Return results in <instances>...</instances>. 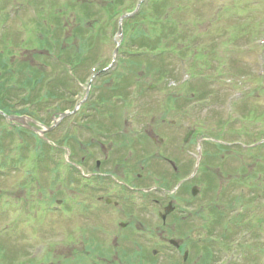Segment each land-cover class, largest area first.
<instances>
[{
	"label": "rangeland",
	"instance_id": "rangeland-1",
	"mask_svg": "<svg viewBox=\"0 0 264 264\" xmlns=\"http://www.w3.org/2000/svg\"><path fill=\"white\" fill-rule=\"evenodd\" d=\"M9 1L10 0H7L8 3H6L4 0H0V9H1L0 10V36H1L0 52H5L7 48H10L5 58L6 60L8 59L9 61L8 66L9 67L12 66V69L10 71H8L7 69L1 70L0 77L1 76L3 77V75L11 76L12 74H15L17 76L14 82H7L6 83L7 86H13L17 84L18 77L20 76L21 73H23V78H26L30 81L43 80L47 75L52 73V70L55 67L53 64H56L53 62V59H51V56H49V53L47 51L39 52V49L42 47L41 42L44 41V39L42 38L41 31L45 22H42V26L38 24H37L38 26L37 25L35 26V24L32 23L34 19L31 16V12L27 8L21 7V5L31 7L33 3L35 4L34 0H11V2L16 1L15 5L14 4L10 5L11 2L9 3ZM43 1H44V5L41 7V9L47 10L48 9L47 1L45 0ZM54 1H56V5L60 7L61 3L64 0L61 1L54 0ZM112 1L115 4L117 0H78L81 9L86 7V5L94 7V4L96 5L97 3H99L101 7H106L110 3H112ZM230 1L231 0H198L197 3L194 4L189 10L184 12L183 14L184 19L186 18L188 19V17L191 14H196L201 18L202 21H204L203 16H205V17L214 18V22L209 24L197 25V28L193 30V33L187 28V26H186V31L184 33V26L179 25L178 26L179 33L182 35L184 34V39L198 40L194 43L197 44L196 46L203 44L208 47L214 46L216 48L223 41V39L226 38V36L230 35V33L252 31V28L249 27H251L253 23H255L256 20L258 19L259 14L257 12L262 13V8L260 7L257 8V6L264 7V0H246L242 4V5H246V7L241 8V13L234 12L236 8L231 7V11L226 14L223 11H225V9L230 6L229 3ZM192 8L194 10L193 12H191ZM103 10L104 9H99L97 13L94 15L93 12L90 11L92 16H87L83 14L82 10L77 9L76 11L70 13L69 15H64V16L59 15L58 16L59 18H56L51 21L52 26L49 27V30L52 32L53 37L57 38L60 36L59 34L61 32L59 29L65 27L69 28L71 38L65 45H63L64 51L58 55L60 57H65L64 60L70 62L71 64L79 63V67H80V69L78 70L79 74L85 66H88V64H90L100 56H103V58H105L106 60L113 59L112 57L116 47L115 45L116 41L110 43L107 40V30L111 28L110 19L107 21L106 15L105 13H103ZM218 11L223 12V14H220L219 18L218 16L217 17L215 16ZM59 12L60 10L55 11L56 14H59ZM33 15L35 18L39 20H41L42 18V15L39 11L37 13L33 12ZM85 17H86L85 22L79 24ZM3 20L6 21V24L3 22ZM12 26H14L13 29H8L11 28ZM38 27L40 28V30L37 29ZM54 28H59V29L54 31ZM26 30H29L31 32V37L28 40H26V42L28 41L26 44L22 45L20 39L11 40V38H17L19 35L22 38L25 37ZM90 30H93L95 32V35L91 39L86 37L87 32ZM194 33L198 34L196 38L193 37ZM260 33L257 40L258 42L259 39H261V37L262 39L264 38V28ZM103 34L105 36V39L103 37ZM241 37L242 36L240 35L239 41L235 42L236 43L235 47L238 50L235 51L234 47L231 48L232 51L230 49H225V50L231 61H233V73L236 74L235 76H239L238 79H240L244 83H247L248 86H250L251 82L248 80L247 75L253 73V77H256L257 73H259L260 71V68L264 67V56L257 49H250L248 47L251 44V43L248 44V41L250 40V36L242 37V38ZM114 39L116 40L117 38L115 37ZM11 44H14V46H11ZM49 50L52 49L50 48ZM34 51H38V52L36 53ZM164 70L168 71L169 74L174 72L171 75H169L166 80H162L164 82H161L160 79L157 80V77H154V79L156 80L155 81L151 77H147L146 75H140V74L133 77V80H139L141 81L142 85L145 84L144 85L145 91L138 102L140 106L143 107V111L142 109H139L138 111V115L143 118V129H147L148 126L155 127L154 125H156V127L153 128V130H155V134L158 136H161L162 134L159 128L164 131L165 129L168 130L169 128L167 126V123L166 125H160L161 122V117L159 116L160 113L157 112L156 114V111H158L159 108H162L163 106V102L160 99L162 97V92L159 91L161 90L159 87H165L170 80H173L176 77L179 78L184 77V75L182 74L184 71L183 65L180 64L178 61L174 60L171 66L168 65L165 66ZM122 72H126V70L124 68L120 70L119 71L120 75L115 79L122 78L123 77V75L121 74ZM204 72L211 73V71L209 70ZM261 72L264 71L262 70ZM62 76L66 77L69 76V74L63 72ZM257 76L260 77L259 74ZM3 80H5V78H3ZM113 80H110L109 82ZM225 80H227V78H225ZM232 81L235 82V79H233ZM152 82L159 85V87L154 88L152 90L147 89L148 87H150L151 84H153ZM251 87H254V84H252ZM60 89L63 88H52V91L56 93ZM17 92L20 91L18 90ZM182 96H184V94ZM261 98L263 99L264 102V92L256 93L254 98H252L251 95L247 103H255L256 101L258 103L257 105L261 107L262 113H264V104H262ZM79 99H80V95L76 96V100L78 101ZM138 103L136 105H139ZM107 106L117 108L115 107V105H112L111 103ZM217 107L218 106L215 105V107L212 106L211 108L202 109L198 115L199 118L198 121L186 120L185 124L188 126L192 124L196 125L198 127V132L200 133V135L206 134L205 136H203V138H205L206 140L209 138H214V139L217 138L220 135V131L215 126H212L210 121L206 123V120L208 119V117H210L212 113H216L217 116L219 114L221 115L223 105L222 107H218V108ZM245 107H244L245 113L251 116V114L249 113L251 107H248L247 110L245 109ZM118 109L120 108L118 107ZM144 110L147 112V114L144 112ZM259 110L260 109H258L257 112ZM121 111L124 113L125 116H121L120 119L127 118L126 110H121ZM213 118H215V116ZM250 126L252 125L245 124L246 129H248V127ZM127 127H129V124L127 125ZM255 130L257 131V129ZM205 131H207V133H205ZM258 134L259 137L262 136L261 133L258 132ZM49 137L55 140V142L58 143L60 142L59 131L57 133L56 139L54 136L53 137L49 136ZM160 138L161 139H159L158 141H162V140L163 141L160 144L158 143L159 144L158 147L161 148L162 151H164L167 146V142L164 141V138L162 137ZM9 146L8 149L11 151ZM32 146L33 143H31L30 149H32ZM167 153L171 154L170 148L167 149ZM12 154L13 153H10L9 156H11ZM260 154L261 157H263L260 160L253 159L252 161V158H250L249 156L246 157L242 156L240 161L231 160L230 162L224 165L223 171L224 173L225 172L227 173V174L225 173V175H229L228 173H234L235 169H240V167L242 166L241 172L245 174L247 177L243 176L241 178L242 179L245 178L244 182L251 185V188H253L251 191L258 192L259 190H261L260 187L264 188V149L261 150ZM258 156L259 153H255V157ZM23 161L24 164L27 166V168H31V163L30 162L27 163L28 160L24 159ZM212 171L215 172V168L212 169ZM213 174L215 177H218L216 173ZM231 177L234 178V175L231 174ZM235 182L238 183L239 181H235ZM70 189L72 191H70ZM79 190L80 189L75 187V188H69L67 192L74 194L75 196H81V197L84 196L82 191ZM236 194H237V190L234 188L233 195L235 196ZM12 197H17V196H12ZM219 207H221V203ZM25 209L30 215V223H23L21 227L25 230L18 231L17 229H15V232L18 236L17 238L18 243H16L15 241H13L12 243L10 241L1 242L3 243V247L6 246L4 249L5 251L4 256L7 257V260L5 262L0 261V264H13V260L15 257L19 256L20 254L22 255L26 251H29L30 246L33 247L37 243L38 245L34 247L32 252L33 255L34 254L41 255L44 252V250H42L41 247L44 246L45 243L49 241L50 237L57 236L56 231L58 229H60L62 232L65 231L64 228L65 223L60 221L61 218H59L57 214L53 215V217L52 216L45 217L43 221L41 219L43 224L40 222L38 227L36 228V226H34L33 224V216L37 215V211L34 210L35 208L30 209L28 206H26ZM40 211L42 212V210ZM112 211H114L112 208L108 210L103 209V211H101L98 215L100 218V223L104 222L105 218L111 219L110 215ZM255 212H257V210ZM15 213L16 211H14V214ZM74 214H76V211L74 212ZM2 220L3 219H1L0 216V226L2 224ZM73 221L74 220L69 221V223H73ZM76 222L77 219L75 218L73 227L76 226L77 224ZM186 222H187L186 224L185 223L182 224V229L179 226L175 225L171 229L170 227H168L165 231H159L156 234H160L161 232H164V235H168L170 236V238H174V240L178 242V244H181L184 247L185 246L188 247L189 245L193 244V247L191 248H194L195 252L191 260V264H206L207 261L208 264H216L215 262L219 261L221 257L220 252L226 249V245L224 244V241L221 242L219 241L217 245H212L210 249H205V244L209 243V242L205 243L207 239L204 242L205 244L203 243L202 245H198L196 243V240L192 241L190 237H192L193 239H195L196 236L198 237L199 234L204 232V229L202 228L203 226H207V223L203 222L202 226L201 227L198 226V228L196 229L194 224L190 220H186ZM80 223H79L80 225L85 227V223L83 221H80ZM18 224H19V220H18ZM86 224L87 227L89 223ZM223 226H224V222H222L221 225L217 226L216 228L213 229L210 228V230H212V235L220 239V236H223V234L225 233ZM20 232H22L23 234ZM28 232L35 236L33 243H31L32 241L29 240L30 234ZM81 232L83 233L82 230ZM154 232L155 230L152 229L153 234ZM68 233L70 237L74 235L73 233L70 232V229L68 230ZM25 234H28V236ZM12 236H16V235L13 234ZM87 238L88 241H90V236L88 234H87ZM253 243L248 244V250L246 251L247 253L253 252V250H255V248L257 247L258 244H253ZM132 245L137 250L136 256L147 254V258H148L149 256L152 257V254H154L156 260L153 261L152 264H157L158 262H161L163 259L169 262L168 264H176V263L179 264L178 261L175 262V260L173 259V257H175L174 253H171L168 250L158 249L156 245H149L146 242L144 243L142 242L139 244H132ZM86 246L89 247V244L88 243L86 244L84 242L82 245H79L78 247L72 249L70 252L68 251L65 253L73 254V252L75 251L82 252L85 250ZM218 246L221 247V249H218ZM157 250L158 251L161 250L160 252L163 254V256L161 255L160 252H156ZM259 250H262V252H264V247L262 246L261 248H259ZM57 254L58 253L56 252L51 254L52 263L49 264H64L63 262H61L63 257L62 254L60 255ZM131 254L135 256L132 250H131ZM90 258L92 259V257ZM222 260L225 261L226 257L224 256ZM250 261L253 262L254 259H250L249 261H246L245 258L240 257L237 264H249ZM261 261H264V255L261 257ZM149 262L151 263L150 260ZM180 264H181V260H180ZM217 264H225V263L221 261L220 263Z\"/></svg>",
	"mask_w": 264,
	"mask_h": 264
},
{
	"label": "trees",
	"instance_id": "trees-1",
	"mask_svg": "<svg viewBox=\"0 0 264 264\" xmlns=\"http://www.w3.org/2000/svg\"><path fill=\"white\" fill-rule=\"evenodd\" d=\"M137 1L138 0H117L114 9L111 11V15L119 16L124 12L131 11V8L137 4ZM154 1L155 0H153L152 4ZM109 5H111V3ZM189 9L190 5L184 4L181 0H165L164 2L157 0V5L153 8L152 14H149L146 8H143L139 17H136L133 21L128 20L129 22L126 25V29L127 34L133 35V37H131V43L134 46L133 48L136 49L135 57L141 55L157 58L155 60L135 58V60L130 63L134 73L140 71L157 73L158 69H160L159 73L165 72L164 67L167 66V64L164 63L171 61V58L168 57L170 54L168 55L167 51L172 49L173 46H180V42L184 39L183 35L179 33L178 26L185 24L183 14ZM111 21L110 19V23ZM103 37L105 39L104 34ZM41 46H43L42 43ZM189 46L192 47V45ZM2 55L3 54H0V70L7 69L10 71L11 67L8 66L9 61ZM7 76L8 75H3V77H0V110L3 109L5 111L6 107L3 106L9 103L10 96L14 94L4 86V82L2 83L3 85L1 84V80ZM30 84V80L22 78V86L24 89ZM103 99L104 95H101V100ZM26 101L29 100L27 99ZM1 121L2 117L0 116V122ZM2 135H5V133L0 132V137ZM6 136L8 135L6 134ZM21 136L24 141L23 153H26L28 151L26 140L29 141L33 135L31 133L22 132ZM8 137L11 138V136ZM1 247L2 245L0 243V248Z\"/></svg>",
	"mask_w": 264,
	"mask_h": 264
},
{
	"label": "flooded vegetation",
	"instance_id": "flooded-vegetation-1",
	"mask_svg": "<svg viewBox=\"0 0 264 264\" xmlns=\"http://www.w3.org/2000/svg\"><path fill=\"white\" fill-rule=\"evenodd\" d=\"M114 162H115V159H113L111 162L105 163L104 164L105 169H110L113 166ZM93 176H97V174L94 173ZM161 240H163V239L161 238Z\"/></svg>",
	"mask_w": 264,
	"mask_h": 264
},
{
	"label": "water",
	"instance_id": "water-1",
	"mask_svg": "<svg viewBox=\"0 0 264 264\" xmlns=\"http://www.w3.org/2000/svg\"><path fill=\"white\" fill-rule=\"evenodd\" d=\"M120 34H121V31H120ZM16 120L21 121V122L23 121V120H21V119H16Z\"/></svg>",
	"mask_w": 264,
	"mask_h": 264
}]
</instances>
